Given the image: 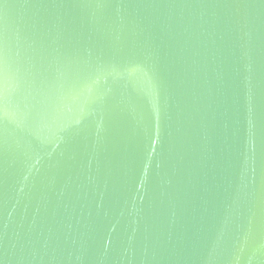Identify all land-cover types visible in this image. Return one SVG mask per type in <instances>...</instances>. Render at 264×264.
<instances>
[{"label":"water","instance_id":"obj_1","mask_svg":"<svg viewBox=\"0 0 264 264\" xmlns=\"http://www.w3.org/2000/svg\"><path fill=\"white\" fill-rule=\"evenodd\" d=\"M0 264H264V0H0Z\"/></svg>","mask_w":264,"mask_h":264}]
</instances>
